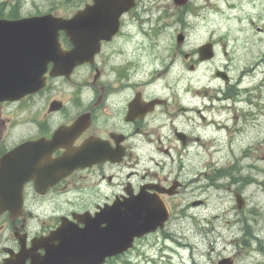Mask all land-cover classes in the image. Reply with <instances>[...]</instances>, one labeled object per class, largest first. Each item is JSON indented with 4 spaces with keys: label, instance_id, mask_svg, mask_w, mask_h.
<instances>
[{
    "label": "flooded vegetation",
    "instance_id": "1",
    "mask_svg": "<svg viewBox=\"0 0 264 264\" xmlns=\"http://www.w3.org/2000/svg\"><path fill=\"white\" fill-rule=\"evenodd\" d=\"M61 43L63 48L68 47V40ZM102 46L92 62L76 66L68 77L51 76L47 71L44 86L16 102L0 104L11 106L19 116L16 130H13L16 124L7 126L0 120V156L25 141L50 140L59 134L60 145L50 152L51 158L59 157L67 148L81 146L82 157L91 160L73 169L44 193L35 190L33 181L24 184L21 214L0 215V264H8L9 256L19 250L43 254L45 237L58 231L61 225L66 228V237L82 230L87 235L97 230L108 232L106 223L99 219L101 212L113 217L119 207L128 205L133 209L136 204H148L147 200H154L150 206L164 203L170 216L162 227L135 236L128 250H143L149 242V247L156 244L159 249L164 246L159 242L165 239L180 243L179 234L167 225L173 217H179V196L184 191L192 192L191 187L197 185L195 178L188 182L178 178L184 168L181 157L188 153L191 137L184 129L172 128L181 146H163L161 132L167 130L169 121L172 123L177 115L190 110L195 100L174 91L184 88H159L153 84H158L175 58L188 62L189 69L196 68L201 62L198 48L184 51L181 44L173 45L169 66L138 77L137 67L123 60L118 45L103 42ZM221 71L226 70L221 67ZM225 84L223 95L229 98L232 94L227 91L228 78ZM170 110L175 112L170 114ZM178 132L183 136L179 137ZM172 153L177 160L178 176H170L169 168L156 160L160 156L171 157ZM139 156L146 157L153 166L138 170ZM206 182L213 184V177L206 178ZM169 187L173 188L170 194L166 190ZM138 196L149 197H144L145 200ZM195 201L204 203V199L195 198L187 205ZM150 237L153 241H149ZM49 243L55 245L57 241ZM79 243V239L72 242V250L82 249L76 248ZM82 244L86 245L84 241ZM24 262L29 263L30 259Z\"/></svg>",
    "mask_w": 264,
    "mask_h": 264
},
{
    "label": "rangeland",
    "instance_id": "2",
    "mask_svg": "<svg viewBox=\"0 0 264 264\" xmlns=\"http://www.w3.org/2000/svg\"><path fill=\"white\" fill-rule=\"evenodd\" d=\"M20 1L22 16L52 9L62 17L70 16L85 1L89 2ZM143 1L136 9L139 21L131 14L124 16L122 32L117 37V40L128 39L127 43L134 46L146 44V48L149 45L151 48L156 44L152 55L141 59L144 62L133 59L138 65V77L151 68H162L170 60L169 49L176 44L179 32L186 37L184 51L196 48L211 36L217 41L216 56L194 72L186 69L188 62L181 64V58H176L174 65L162 74L163 79L153 84L176 89L193 84L187 91L174 90L181 97L193 98V109L177 115L172 123L168 120L167 130L161 132L163 146H179L171 134L173 127L184 129L191 137L186 148L188 153L181 157L182 173L180 176L176 173L175 153L171 157L156 158L169 168L170 176L176 175L186 182L191 178L197 180V185L191 187L192 192L184 191L179 196V217H173L167 225L173 233L179 234L177 241L181 244L165 239L159 243L166 246V250L164 246L160 250L156 244L149 247V242L143 250H131L107 264H218L224 256H233L234 264H264V254L258 249L257 240L253 239L248 245L250 248L253 245L250 250L237 247L243 218L253 226V234L264 245V0H190L194 5L199 4V10L196 17L193 14L188 17L191 22L186 27L175 22L173 11L169 18L158 17L161 7L174 9L172 0ZM222 65L226 66L230 82H234L231 85L238 92L234 98H223V84L213 75L214 66ZM251 68L254 75L249 73ZM196 87H199L198 94L194 93ZM204 92H209L206 97ZM233 100L237 101L233 103ZM198 108H201V118L204 114L202 121L198 118ZM0 109L3 116L4 108ZM203 123H209L208 127L203 128ZM221 123L226 124V129L214 135L216 125ZM146 165L153 166L146 157L139 156L136 168L141 170ZM222 169L228 172L219 173ZM209 176L217 177L215 183L206 182ZM234 176L245 177L249 182L231 184ZM239 186L246 204L241 210L235 208L232 195V189ZM195 198L204 199V203L187 205ZM149 241H153V237Z\"/></svg>",
    "mask_w": 264,
    "mask_h": 264
},
{
    "label": "water",
    "instance_id": "3",
    "mask_svg": "<svg viewBox=\"0 0 264 264\" xmlns=\"http://www.w3.org/2000/svg\"><path fill=\"white\" fill-rule=\"evenodd\" d=\"M174 1L181 4L185 0ZM132 4L133 0H93L92 5H87L71 21L54 18L48 14L14 20L0 19V100L17 99L40 86L41 75L49 61L55 64L52 72L58 73L66 68L70 71L77 63L89 59L98 48L99 41L109 38L110 34L116 31L118 16ZM61 29L65 30L72 40V48L69 51L59 49L57 33ZM106 30L110 32L106 33ZM181 39L182 36H178V40ZM200 52L202 57L211 56L209 45L201 47ZM25 165L29 168L33 166L30 162ZM66 165L67 163L63 167ZM16 172L19 170L16 169ZM25 173V178L32 176V168ZM19 193L20 188L13 186L7 192L0 190V211L14 209L12 200L19 196ZM242 205L243 202L238 200V207ZM140 222L136 217V223ZM146 222L149 225L147 230L156 225V222L148 217L144 223ZM50 251L53 252L46 253L49 258L55 254L68 255L77 259L76 264H99L105 256L124 250ZM220 262L229 264L228 259H222ZM71 263L75 261L72 259Z\"/></svg>",
    "mask_w": 264,
    "mask_h": 264
},
{
    "label": "trees",
    "instance_id": "4",
    "mask_svg": "<svg viewBox=\"0 0 264 264\" xmlns=\"http://www.w3.org/2000/svg\"><path fill=\"white\" fill-rule=\"evenodd\" d=\"M14 11H15V8L12 7L11 9L8 10V14L7 15L12 16ZM4 13H5L4 12V3H0V16H3Z\"/></svg>",
    "mask_w": 264,
    "mask_h": 264
},
{
    "label": "bare ground",
    "instance_id": "5",
    "mask_svg": "<svg viewBox=\"0 0 264 264\" xmlns=\"http://www.w3.org/2000/svg\"><path fill=\"white\" fill-rule=\"evenodd\" d=\"M199 3V2H198ZM199 5V4H198ZM204 8H207V7H204ZM203 12H205V11H203ZM245 72V71H244ZM255 74V73H254ZM222 126V128L220 129V127ZM224 128H226V124H223V125H219V126H217L216 128H215V131H214V135H215V133L217 132V131H221L222 129H224Z\"/></svg>",
    "mask_w": 264,
    "mask_h": 264
}]
</instances>
